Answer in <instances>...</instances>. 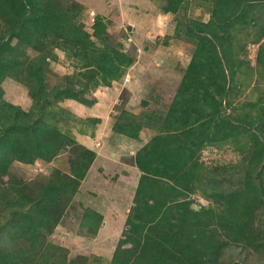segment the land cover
Instances as JSON below:
<instances>
[{
    "label": "rangeland",
    "instance_id": "obj_1",
    "mask_svg": "<svg viewBox=\"0 0 264 264\" xmlns=\"http://www.w3.org/2000/svg\"><path fill=\"white\" fill-rule=\"evenodd\" d=\"M51 1L63 8L76 9L78 27L90 34L94 33V23L100 19L105 30L102 36L95 39L94 45L92 41V48H101L107 42L109 47L130 57L131 63L123 66L120 77L109 84L102 80L92 82L89 85V94L94 98L93 101L64 99L65 93L62 92L60 96L63 97H52L49 103L42 106L43 100L34 97L38 92L37 81L26 73V69L31 66L35 68L33 63L38 61L34 58L39 56L40 52L17 38H12L11 44L16 46L20 53L16 55V59L22 60V63L9 73H4L0 86L5 100L30 112L28 117L18 122L20 127L14 126L12 132L15 131L19 135L22 133L31 151L26 157H32L33 160L22 161L13 155L8 172L0 171V225H7L9 234L16 233V240L13 239L15 243L10 247L12 250L18 248L19 254L23 253L22 248L28 253L33 252L28 259H24V264H70V261L74 264H111L114 252L128 229L126 222L136 206L137 187L145 173L137 164V158L139 160L140 157L138 152L150 144L160 132L150 127H142L137 137H131L130 146L133 150L123 148L118 154L114 152L115 159L111 166L107 163L105 168L101 169L98 164L91 167L97 153L82 143L87 141L84 135H92L94 138L98 134L100 137L107 133L109 135L110 131L115 132L114 126L118 118L129 116L131 113L139 114L154 109L162 113L168 111L198 49L199 38L191 37L189 28L198 24L197 22L210 21L213 3L210 0H184L174 12L165 10L171 0ZM261 4L264 5V1ZM8 23L0 11V36L4 40L10 36ZM228 31L232 33L230 42H224V46L217 42V48L219 54H223L222 57L225 56L223 48L230 50L228 55L237 63L234 68L237 72V89L233 93L234 97L230 99L231 104L239 105L264 97V11L260 8L255 11L248 10L243 25L238 21L233 29ZM226 35L228 36V33L223 37ZM102 37L107 40L102 41ZM48 41L49 65L44 67L47 74L46 90L56 86H73L75 92H79V96L84 98V94L80 92L85 80L82 75L85 72L82 61H77L76 56L70 57L60 48L59 43ZM225 66L228 64L225 63ZM77 102L79 104H76ZM222 109L223 113L230 114L233 107L227 105L226 108L223 104ZM88 111H92L93 117H100V124L97 125L99 119L82 117ZM241 111L234 115L239 116ZM10 114L14 117L15 112ZM121 122L124 123V120ZM25 123L32 124L40 134L45 135L46 145L43 149L46 155L42 158L34 154V137L30 132L26 134ZM244 124L230 139L205 148H195L194 157L190 159H186V156L193 153L182 152L179 162H186V165L181 169V174L187 176L194 170L197 174L196 178L190 180L197 184L194 191L186 192L183 196L191 201L193 209L199 211L205 207L209 208L210 212H221V207L211 196L217 190L219 181V178L212 177V174L217 176L220 172L224 173L220 180H224L227 185L239 184L242 181L243 178L240 179L238 172L244 173V156L238 148H242L250 138ZM107 137L104 139L108 142ZM101 143L97 140L95 146L99 148ZM20 149L19 147L15 150ZM82 158L84 164H89L83 178L79 177L82 168L75 162L76 159ZM225 171H229L232 176L237 173L234 183L230 182ZM211 177L215 180L214 183L210 181L213 185L209 184L211 189L207 190L205 187ZM106 178L118 187L116 190L120 188L125 194V185L133 186L132 200L130 199L124 224L121 208L128 196L118 200L113 216L110 208L113 192L107 190ZM127 178L131 179V182ZM154 178L166 180L162 177ZM169 183H173V180ZM151 184L156 189L160 185L154 179L149 182V185ZM47 185L58 191L47 195L43 188ZM44 205L49 209L47 215L43 216L44 222H41L38 213ZM100 211L107 215L108 224L105 226ZM9 219H12L11 224ZM33 223L39 231L38 239L33 240L16 232L19 230L18 225L29 226ZM214 228L218 230V235L230 244L218 264H264L261 254L248 249L246 241L243 240L245 237L234 240L219 224ZM249 230L253 231L252 234L249 232V237L256 234L258 239L264 238V204L255 210L254 222ZM9 241L10 244L11 240ZM125 246H131V243H125ZM3 252L0 248V264H4ZM13 257L10 264H16V256Z\"/></svg>",
    "mask_w": 264,
    "mask_h": 264
},
{
    "label": "trees",
    "instance_id": "obj_2",
    "mask_svg": "<svg viewBox=\"0 0 264 264\" xmlns=\"http://www.w3.org/2000/svg\"><path fill=\"white\" fill-rule=\"evenodd\" d=\"M210 1L213 3L210 21L197 22L198 24L189 28V35L199 38L198 49L168 111L162 113L153 108L154 110L139 114L131 113L129 116L119 117L114 126L115 131L130 137H137L142 127H150L160 133L138 152L140 157L139 160L137 158V164L145 173L137 187L136 206L126 222L128 229L114 252L111 264H218L230 244L218 235V230L214 228L217 224L234 240L245 237L243 240L248 249L264 257V238L258 239L256 234L248 236L249 232L253 233L249 228L254 222V212L264 204V97L239 105L231 104L230 99L237 89V72L234 69L237 63L228 55L230 50L223 48L225 56L222 57L223 54L220 55L217 48V42L222 46L224 42H230L232 33L228 30L233 29L238 21L243 25L248 10L260 8L264 11V5L261 4L264 0ZM182 2L184 0H171L165 10L176 12ZM0 11L3 19L9 22L10 32L6 40L0 36V79L4 73H9L22 63V60L16 59V55L20 53L11 44L12 38L37 49L40 54L34 59L38 62L33 63L35 68L31 66L26 69V73L37 81L38 92L34 97L43 100L42 106L49 103L52 97H63L60 96L62 92L65 93L64 99L93 101L89 85L100 80L109 84L120 77L123 66L131 63L130 57L109 47L107 42L101 48H92V41L94 45L95 39L102 36L105 30L103 23L100 19L96 20L93 34L84 31L78 27V12L73 7L63 8L51 0H0ZM225 33L228 36L223 37ZM48 40L59 43L60 48L70 57L76 56L77 61H82L85 80L80 92L84 94V98L79 96V92H75L73 86H56L46 90L47 74L44 67L49 65ZM104 40L107 39L102 37V41ZM2 94L0 86V171L8 172L13 155L22 161L33 160L32 157H26L31 151L22 133L19 135L12 132L14 126L20 127L18 122L28 117L30 112L8 102ZM223 104L226 108L227 105L233 107L230 114L223 113ZM240 110L242 113L235 116L234 113ZM12 112H15L14 117L10 114ZM243 124L250 138L242 148H238L244 156L242 164L245 168L243 174L238 172L240 179L243 178L239 182L240 186L233 181L237 173L232 176L229 171H225L230 182L234 183L232 185L220 180L224 173L219 171L217 176L212 174L219 181L217 190L211 196L221 207V212H210L205 207L199 211L193 209L191 201L183 196L186 192L194 191L197 184L190 180L196 178L197 174L195 170L187 176L181 174V169L186 165V162H179L182 152L193 153L186 156V159H190L194 157L195 148H205L230 139ZM24 128L26 134L30 132L34 137L35 156H45V135L40 134L32 124L25 123ZM19 147L20 150H15ZM75 162L82 168L79 177H84L89 164H84L83 158L76 159ZM154 176L166 180H159ZM152 179L160 183L159 188L149 185ZM167 180H173V183ZM214 180L215 178L209 179L205 187L207 190L211 189ZM43 188L47 195L58 191L51 185ZM41 208L38 215L41 216V222H44L43 216L47 215L49 208L47 205ZM9 223H12V219H9ZM18 226L19 230L16 232L19 234L33 240L38 239L39 231L34 223ZM9 231L7 225H0V248L5 253L2 256L4 264H10L13 256H16V264H24V259H28L33 252L28 253L22 248L23 253L19 254L18 248L12 250L10 247L15 243L13 239L16 240V233L9 234ZM125 243H131V246L124 247ZM69 263L74 264L72 261Z\"/></svg>",
    "mask_w": 264,
    "mask_h": 264
},
{
    "label": "crops",
    "instance_id": "obj_3",
    "mask_svg": "<svg viewBox=\"0 0 264 264\" xmlns=\"http://www.w3.org/2000/svg\"><path fill=\"white\" fill-rule=\"evenodd\" d=\"M76 104H79V103L77 102ZM67 109H69V108H67ZM93 116H94V114H92V111H90V112L88 111L82 117L85 118V119H99L100 118V117H98V115H96V117H93ZM98 121H100V119L97 120V122ZM98 124H100V123L98 122L97 125ZM109 125H110V122H109ZM115 132L110 131L109 135L107 133V134H104V136H101V137L98 134V136H96V138H94L92 135L91 136L84 135V137L86 138L87 141L86 142L82 141V143L84 145H86L87 147H89L90 149H92L93 151H96V153H97V155L95 157V160L93 161L91 167H93V165H95V164H98V167L101 169L102 167L105 168V164L107 165V163L110 164V166H111V164L113 163V160L115 159L114 155H113L114 152L115 153H117V152L119 153V150L120 149L123 150V148H127V149H132L133 150V148L130 146L131 137H129L127 135H124V134L115 133ZM104 137L109 138L108 142L105 141L106 139H104ZM97 140H100L102 142L101 146H98L99 148H97L95 146V143H96ZM110 140L112 142H110ZM109 143H111L112 145H109ZM135 155H136V152H135ZM89 171H90V169H89ZM89 171H88V173H89ZM88 173H87V175H88ZM87 175L85 176L83 181L86 179ZM106 176H107V174H106ZM127 180L129 182H131V179H129V178H127ZM138 181H139V179H138ZM105 183L108 186L107 190L113 192V195L110 198V200H112V202H111L112 206L110 208H111V210L113 212V216H115L114 215V211L117 210L118 200H120L122 197H125L126 195L128 196L127 200L124 203H122L123 207L121 208V213L123 214L122 222L124 224L125 217L127 216V212L129 210L128 206H129V204H130V202L132 200L131 196H132V193H133V190H132L133 186H131V184L130 185H125V191H126V194H125L123 191L120 190V188L118 190H116V188H118V187L113 185V184H111L109 181H107V178L105 179ZM117 185H119V184H117ZM121 189H124V188H121ZM99 213H101L102 216L104 217V219H103L104 226L107 225L108 224L107 215H105V213H103L102 211H100ZM123 224H121V225H123Z\"/></svg>",
    "mask_w": 264,
    "mask_h": 264
}]
</instances>
